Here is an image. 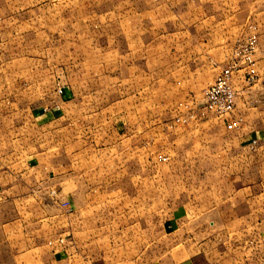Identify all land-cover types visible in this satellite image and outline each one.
<instances>
[{
  "label": "rangeland",
  "instance_id": "374dc122",
  "mask_svg": "<svg viewBox=\"0 0 264 264\" xmlns=\"http://www.w3.org/2000/svg\"><path fill=\"white\" fill-rule=\"evenodd\" d=\"M0 13L4 18L0 104H19L26 110L44 107L61 96L57 88L70 87L77 117L107 120L100 131L106 135L105 143L94 142L93 130L87 131L93 138L90 145L109 149L114 130L124 135L114 145L120 152L115 173L108 169L111 160L100 170L94 160H73L74 167L85 166L84 171L74 170L73 180L84 185L83 192L63 189L50 195L44 193L48 190L25 188L8 192L10 205L0 206V264L16 263V257L6 253L7 241L2 238L6 218L37 214L22 199L50 198L68 206L71 201L67 200L73 197L77 213L82 214L79 200L87 193L106 201L90 214L96 227V217L101 218V229L100 238L91 243L89 264L155 263L161 258L162 246L166 250L165 244L173 255L177 237L161 233V205L168 210L177 206L178 187L193 184L191 169L202 158L193 159L190 151L191 137L200 133L192 129L190 115L200 106L225 58L252 35L261 80L244 87L254 97L241 95L240 102L253 100L251 108H258L252 115L264 119V0H0ZM209 58L219 59L211 64ZM196 69L200 72L191 75ZM82 103L89 107L81 109ZM14 110L8 113L15 114ZM29 114L24 112V130L18 117L10 116L14 124L7 134L9 142L15 143H10V149L21 139L35 144L27 152L45 150L47 138L33 129ZM119 118L120 122L112 124ZM177 118L181 119L178 123ZM178 135L185 140L175 141ZM159 155L167 159L159 160ZM60 161L63 164V158ZM129 168L136 175H129ZM128 219L136 221L131 233L125 230ZM58 225L55 242L59 252L68 242L77 246L78 235L75 244L65 235L66 226ZM96 247L104 252L98 254L93 250ZM118 247L131 252L119 253L115 251Z\"/></svg>",
  "mask_w": 264,
  "mask_h": 264
},
{
  "label": "crops",
  "instance_id": "0c3cea01",
  "mask_svg": "<svg viewBox=\"0 0 264 264\" xmlns=\"http://www.w3.org/2000/svg\"><path fill=\"white\" fill-rule=\"evenodd\" d=\"M3 26L4 18L2 30ZM209 61L211 64L215 62L213 58H209ZM198 72L200 69L190 74ZM260 80L258 78V82ZM235 84L238 91L236 112L238 116L242 114L245 117L242 118V128L228 131L222 122L214 123L210 119L192 124V129L200 133L191 137L190 151L193 159L202 156L191 169L194 182L190 186L183 185L182 189L181 185L178 187L179 199L174 209L168 210L163 208V203L161 205V233L167 237L176 235V250L170 255L169 245L165 244L166 250L162 246L161 258L150 264H264V119L252 115L258 108H251L253 100L243 102V105L240 102L241 95L247 99L254 97L253 93L248 96V89H244L246 86L240 76L236 77ZM71 98L72 88L64 87L62 95L44 107L26 110L19 104H0V206L10 205L8 192L24 188L39 192L48 190L44 193L50 195L63 189L83 192L86 190L84 185L73 180L74 170L84 171L85 166L74 167V159L81 162L94 160L93 165L98 170L111 160L108 169L116 172L120 152L114 145L124 135L114 130L109 139V143H114L111 148H94L90 145L93 138L87 135V131L92 133L94 130L96 133L94 142L105 143L106 135L104 131L100 134V131L107 120L101 116L92 119L77 117V106L71 103ZM88 107L89 104L80 105L81 109ZM96 109L101 110L97 106ZM13 110L15 114L8 113ZM25 111L30 112L28 121L33 123V129L47 138L43 151L27 152L26 149L35 144L21 139H17L15 148H9L15 143L9 142L7 129L14 124L16 116L17 123L24 130ZM85 115L88 113L85 112ZM10 116L13 120H9ZM118 122L120 118L113 119L112 124ZM194 139L201 141L197 144ZM182 140L185 138L181 135L175 138V141ZM252 141H256L255 146H252ZM204 143L208 145L201 146ZM62 151L63 157L60 156ZM188 152L182 150L184 154ZM62 158L63 164L62 161L59 163ZM133 174L136 175L135 170L129 168V175ZM84 197L78 205L82 214L77 213V202L73 197L67 200L71 201L68 206H62L64 202L50 198L22 199L21 203L34 208L37 214L20 215L12 220L6 218L2 238L7 241L6 253L16 257L15 264H89L87 258L92 251L91 243L94 238H100L101 229V218L96 217V227L90 214L92 208L106 201L92 198L90 193ZM71 207L74 208L73 213ZM61 211L65 212L64 215L58 216L57 213ZM135 222V219L133 222L125 220L128 233H131V224ZM58 224L66 226L64 232L68 233L65 235H70L72 241L78 235L77 246L68 242L59 252L55 242L58 228L61 227ZM73 242L76 244V240ZM93 250L98 254L104 252L99 247ZM115 251L124 254L131 252H127V248L122 252L121 247Z\"/></svg>",
  "mask_w": 264,
  "mask_h": 264
},
{
  "label": "built area",
  "instance_id": "2783aa9c",
  "mask_svg": "<svg viewBox=\"0 0 264 264\" xmlns=\"http://www.w3.org/2000/svg\"><path fill=\"white\" fill-rule=\"evenodd\" d=\"M2 23L3 17L0 13V44L3 34ZM255 51L256 37L252 35L244 43L238 45L229 58H225L223 67L217 72L213 82L205 89L203 102L190 115L192 122L198 124L215 118L222 122L228 131H237L242 128L243 120L236 114L238 91L235 81L236 77L240 76L248 88L258 83L255 59L253 58ZM213 59L216 60V58ZM56 93L62 95L63 87L57 88ZM180 121L179 118L175 120L176 123ZM251 144L255 146L256 141H252ZM158 159L165 161L167 158L159 155Z\"/></svg>",
  "mask_w": 264,
  "mask_h": 264
}]
</instances>
